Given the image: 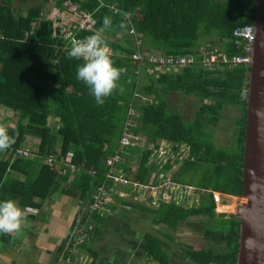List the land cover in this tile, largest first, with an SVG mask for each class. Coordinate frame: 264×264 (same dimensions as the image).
Here are the masks:
<instances>
[{
	"label": "trees",
	"instance_id": "obj_1",
	"mask_svg": "<svg viewBox=\"0 0 264 264\" xmlns=\"http://www.w3.org/2000/svg\"><path fill=\"white\" fill-rule=\"evenodd\" d=\"M70 8L77 9L79 16H90L94 25L83 29L78 22L70 31L55 27L52 11L70 13ZM255 14V0H0V110L17 116L15 122L4 125L10 135H16V143L0 152V201L12 199L22 209L35 212L41 209L40 201L54 199L70 184L83 202L92 205L97 187L107 181L106 160L117 156L130 128L149 144H183L190 148L191 157L181 167L174 162L158 166L148 149L126 148L124 161L115 168L129 180L146 185L154 174L157 184L160 176L174 174L180 183L183 171L203 175L198 205L174 202L157 209L146 207L154 225L177 230L192 218L214 222L217 230L207 227L203 237L210 247L189 253L190 262L237 264L241 220L217 214L208 191L243 194L247 102L242 91L248 88L251 69L228 63L211 70L202 63L206 51L227 59L244 56L245 45L234 32L254 27ZM106 16L112 18L113 26L104 36L115 66L125 70L120 79L124 91L100 106L76 78L82 61L68 58L67 53L72 40L94 34ZM128 21L129 29L122 31L119 24ZM152 57L165 61L154 63ZM190 57L195 64L189 67L167 65L170 59ZM174 94L198 100L193 121L171 109L169 98ZM228 107L240 108L242 115L235 122L231 145L219 148L216 129ZM67 165L75 166L77 172L73 175ZM112 183L106 184L108 190ZM118 199L122 200L114 198L111 212L92 213V222H103L113 214ZM127 206L133 205L128 202ZM86 229L91 239L87 224ZM96 229L97 237L100 229ZM147 243L150 256L169 264L161 253L164 242L148 235Z\"/></svg>",
	"mask_w": 264,
	"mask_h": 264
},
{
	"label": "crops",
	"instance_id": "obj_2",
	"mask_svg": "<svg viewBox=\"0 0 264 264\" xmlns=\"http://www.w3.org/2000/svg\"><path fill=\"white\" fill-rule=\"evenodd\" d=\"M119 191L127 197L117 200L113 214L103 218V222H92L91 201L83 202L81 194L70 184L66 185L59 196L40 201L41 209L29 212V226L21 234H0V264H58L66 257L80 226L86 224L91 239L77 257H86L87 264H162L148 254V235L166 244L161 253L169 259V264H194L188 254L205 249L195 247V238L203 239L210 224L208 220L192 218L177 230L154 225L146 207L157 209L162 203L148 204L147 198L128 187ZM97 227L100 232L96 237Z\"/></svg>",
	"mask_w": 264,
	"mask_h": 264
},
{
	"label": "built area",
	"instance_id": "obj_3",
	"mask_svg": "<svg viewBox=\"0 0 264 264\" xmlns=\"http://www.w3.org/2000/svg\"><path fill=\"white\" fill-rule=\"evenodd\" d=\"M73 12H74V14L72 13L73 16L78 15L77 9L74 8ZM58 13L61 12L58 11ZM53 20L56 25L55 27H58L63 31L66 30L70 31L72 26L76 27V25H73L75 21L73 23H70V21H65L66 27L62 28L60 26V23H58L55 19ZM78 22H80V26L83 29H90L94 25V21L91 19L90 16L87 15L85 16L80 15V19L78 20ZM78 22L76 24H78ZM131 34L133 35L134 31H132ZM234 37L239 40L238 41L239 43H243L245 45L244 56L227 59L226 56L220 57L216 53H210V51H206L203 53V57H204L202 63L203 66L205 68L212 70V69H216L217 67H221V65L223 64L229 63L233 68H236L241 65H245L251 68V65L253 63L255 44H256L255 28L249 26L244 28H238L234 32ZM140 58L141 57L139 56L137 57V59ZM150 61L154 63H158L165 60L164 59L158 60L156 57L155 58L152 57ZM168 63L169 65L176 64L181 67H189L190 65L195 64V58L192 57L181 58L176 60V62L173 59H170L167 62V65ZM242 97L244 101L248 100L249 87L243 89ZM131 114L133 115V112ZM131 125L132 124L129 122L127 124V127H131ZM147 141L148 140L143 136L133 134L130 131V128L125 131L120 141V150L118 151L117 156L108 158L106 160V164L110 168L109 173L106 175V179H107L106 184L108 185V181L113 182L111 190H108L106 184H102L101 186L97 187L95 194L93 195L94 201L90 208L91 214L94 212H99V213L111 212L110 206L113 204L114 198L116 196H119L120 199L121 198L123 199L124 197L126 198L127 195H122L119 193L120 191L117 190L118 187L131 188L133 193H137L147 198L148 204L160 205L161 203L179 202L185 206L187 205L195 206L200 203V201L202 200L203 191H200L198 188L195 187L183 186L179 184L175 180L174 174L170 175L167 178L160 176L157 184L154 183V178H155L154 176L149 184L142 185L129 180L122 171H118L117 168H115L116 164L122 163L124 161L123 155L126 148L143 149V150L148 149V151L152 152L151 160L154 163H157L158 166L162 164L174 162L179 164L181 167L184 164V162L190 159L191 157L190 148L183 144H175V143H169L167 141H161L159 143V146H157L156 144H149ZM52 163H53V159H49L48 164H52ZM67 167L73 172V175L74 173L77 172L75 166L73 167L71 165H67ZM91 175H94V172H92ZM208 194H212L213 201L216 206L217 214L228 213L227 210L229 209V206H225L223 204L225 203V199L230 200V198L233 196L228 197L226 195H223L215 191H208ZM89 241L90 238L86 229V225L80 226V228L78 229V235L75 238V240L71 243L66 257L62 259L58 264H85L83 258L79 259L77 257V254L83 248V246L87 244Z\"/></svg>",
	"mask_w": 264,
	"mask_h": 264
},
{
	"label": "water",
	"instance_id": "obj_4",
	"mask_svg": "<svg viewBox=\"0 0 264 264\" xmlns=\"http://www.w3.org/2000/svg\"><path fill=\"white\" fill-rule=\"evenodd\" d=\"M256 44L249 75L237 264H264V0H255Z\"/></svg>",
	"mask_w": 264,
	"mask_h": 264
},
{
	"label": "clouds",
	"instance_id": "obj_5",
	"mask_svg": "<svg viewBox=\"0 0 264 264\" xmlns=\"http://www.w3.org/2000/svg\"><path fill=\"white\" fill-rule=\"evenodd\" d=\"M64 13L73 15L69 12ZM112 26V18L104 17L98 31L83 39L72 40L67 53L68 58L82 61L77 67L76 78L88 87L96 104L100 106L117 91L121 93L124 91L120 79L125 70L115 66L104 36L105 31ZM129 27L130 21L119 24L122 31H127ZM15 143L16 135H10L8 128L0 125V152L7 151ZM28 214L29 210L19 207L15 200L0 201V234H21L22 230L29 226Z\"/></svg>",
	"mask_w": 264,
	"mask_h": 264
},
{
	"label": "rangeland",
	"instance_id": "obj_6",
	"mask_svg": "<svg viewBox=\"0 0 264 264\" xmlns=\"http://www.w3.org/2000/svg\"><path fill=\"white\" fill-rule=\"evenodd\" d=\"M70 13H74L73 9L70 8ZM68 12V11H67ZM51 20L54 21L55 19L58 23H60V26L62 28L66 27L65 21H70V23H73V25H76L78 20L80 19V16L78 15H71V14H66V13H58V11L54 10L52 11V14L50 15ZM90 28V27H89ZM169 101L171 103V109L180 112L181 115L188 121H193L195 117V113L199 108V102L196 98L194 97H184L181 94H174L171 95L169 98ZM242 113L240 108L238 107H228L224 110L223 112V117L221 119V125L219 129H216V144L220 148L224 147H229L231 145V139H232V132L235 131V122L241 117ZM17 116L13 113H9L4 109L0 110V125H7L11 123L12 121H16ZM32 141L36 142L37 140H33L30 138ZM30 141V140H29ZM137 163H134L133 170H137L138 168L135 167ZM178 167L180 165L178 164ZM203 180V175L202 173H198L196 175L191 174L190 172H182L181 173V182L179 184L183 186H190V187H195V188H200L198 185L200 182ZM120 187L117 188L119 190ZM232 198L227 199L226 201H229L232 203L233 207L237 205V208L240 207V201L236 198H234L232 201ZM228 209V208H227ZM228 213L231 212L230 210H227ZM29 212H33L32 210H29ZM34 213V212H33ZM202 222V221H201ZM214 223V222H213ZM210 222L208 228L211 229H216L214 227V224ZM213 224V225H212ZM222 226L219 227L218 230H222ZM217 230V229H216ZM78 235V234H77ZM196 240V241H195ZM195 243L197 244L195 247L197 248H208L210 247L211 243L208 241H205L201 238L198 237L195 238ZM191 241V240H190ZM181 241L179 240V243Z\"/></svg>",
	"mask_w": 264,
	"mask_h": 264
},
{
	"label": "flooded vegetation",
	"instance_id": "obj_7",
	"mask_svg": "<svg viewBox=\"0 0 264 264\" xmlns=\"http://www.w3.org/2000/svg\"><path fill=\"white\" fill-rule=\"evenodd\" d=\"M233 197H235V196H233ZM231 201H232V200H231ZM223 205H225V206H229V209H228V210L231 209V212H230V213H225V214L230 215V216H232V215L238 216V215H237V209H238L239 207L237 208V205H236L235 207H233L232 203H231V202H228V201H225V203H224ZM218 214H219V215H222L223 213H218Z\"/></svg>",
	"mask_w": 264,
	"mask_h": 264
}]
</instances>
